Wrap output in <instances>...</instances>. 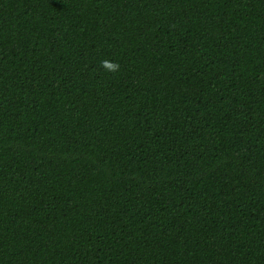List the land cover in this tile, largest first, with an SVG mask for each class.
Returning <instances> with one entry per match:
<instances>
[{"label":"trees","instance_id":"trees-1","mask_svg":"<svg viewBox=\"0 0 264 264\" xmlns=\"http://www.w3.org/2000/svg\"><path fill=\"white\" fill-rule=\"evenodd\" d=\"M0 264H264V0H0Z\"/></svg>","mask_w":264,"mask_h":264},{"label":"clouds","instance_id":"clouds-1","mask_svg":"<svg viewBox=\"0 0 264 264\" xmlns=\"http://www.w3.org/2000/svg\"><path fill=\"white\" fill-rule=\"evenodd\" d=\"M102 66L108 70H111V71H118V69H119L118 64H116L114 62H110V61H103Z\"/></svg>","mask_w":264,"mask_h":264}]
</instances>
